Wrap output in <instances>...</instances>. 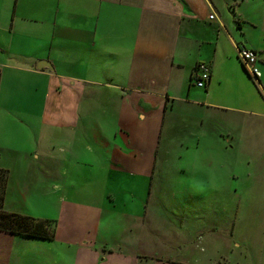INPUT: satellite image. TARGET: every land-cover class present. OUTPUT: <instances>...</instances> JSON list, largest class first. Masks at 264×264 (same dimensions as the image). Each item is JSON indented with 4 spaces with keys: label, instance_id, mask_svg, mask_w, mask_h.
<instances>
[{
    "label": "crops",
    "instance_id": "0c3cea01",
    "mask_svg": "<svg viewBox=\"0 0 264 264\" xmlns=\"http://www.w3.org/2000/svg\"><path fill=\"white\" fill-rule=\"evenodd\" d=\"M242 2L249 6L253 0ZM259 2L264 7V0ZM242 20L263 31L262 43L242 45ZM263 33L264 11L249 13L231 0H0V166L11 170L2 159L10 151L20 157L23 170L40 165L46 171L44 186L33 188L44 192L43 203L34 199L35 208L11 211L48 218L55 236L71 235L63 226L75 219H68V207L74 204L79 217L78 206L85 205L86 215L94 200L78 184H91L95 173L100 178L141 175L149 181L159 168L168 113L173 127L179 125L176 106L234 118L225 141L239 140L261 151ZM239 46L261 50L258 78L241 63ZM201 63L212 68L204 87L193 82ZM216 122L213 116L212 126ZM79 192L81 197L73 200ZM107 194L116 201L115 194ZM134 201L136 213L127 215L136 224L146 215V200L141 195ZM93 220L88 235L73 232L79 236L69 244L78 251L75 264H112L124 253L123 263L129 258L126 251L96 240L101 228L113 232L114 219ZM44 239L0 231V264L17 263V243ZM250 241L255 264H264V218L258 239Z\"/></svg>",
    "mask_w": 264,
    "mask_h": 264
},
{
    "label": "rangeland",
    "instance_id": "374dc122",
    "mask_svg": "<svg viewBox=\"0 0 264 264\" xmlns=\"http://www.w3.org/2000/svg\"><path fill=\"white\" fill-rule=\"evenodd\" d=\"M231 2L249 13L264 11V7L258 5L263 1L253 0L249 6L242 0ZM242 25L245 27L242 45L263 42L260 28L243 20ZM257 51L260 54L259 48ZM181 107L175 108L179 113L177 127L170 122V113L167 115L160 141L159 168L149 181L141 175L130 178L127 173H111L100 178V174L95 173L91 184L89 180L80 182V191L89 193L94 200L87 205L86 215H83L85 205L81 206L82 210L78 206L79 217L74 204L68 207V219L71 216L75 219L71 218V223L63 226L71 229L72 234H62L60 238L56 235L40 243H17L14 246L16 264H75L78 251L69 244L75 243L71 242L76 239L73 237L79 236H74L73 232L88 235V227L98 216L112 217L116 228L111 234L101 228L97 243L105 239L114 250L126 251L129 258L125 259L131 260V264H255L252 252L255 248L250 240L258 239L264 218V148L260 151L249 143L243 146L239 140L227 143V128L231 122H237L234 118L203 113V109L197 114L190 107ZM213 116L217 122L212 126ZM5 152L4 164H11L5 208L29 210L34 199L43 203L44 192L33 188L39 184L44 186L45 168L35 165L25 171L18 165L21 162L17 153ZM51 173L56 176L57 170ZM242 184V190L236 192ZM257 185L261 192L255 196ZM108 190L116 195V201L110 199ZM82 193L73 200L79 199ZM141 195L146 200L143 207L146 215L135 224L127 214L136 213L138 207H134V200ZM25 204L28 205L25 207ZM103 231L105 234H101ZM121 241L126 243L118 246ZM121 254L114 257L112 264L127 262L125 259L120 262L124 258Z\"/></svg>",
    "mask_w": 264,
    "mask_h": 264
},
{
    "label": "trees",
    "instance_id": "16d2710c",
    "mask_svg": "<svg viewBox=\"0 0 264 264\" xmlns=\"http://www.w3.org/2000/svg\"><path fill=\"white\" fill-rule=\"evenodd\" d=\"M9 180L8 169L0 167V231L32 236L33 238H55V224L48 218L17 213L5 208Z\"/></svg>",
    "mask_w": 264,
    "mask_h": 264
},
{
    "label": "built area",
    "instance_id": "2783aa9c",
    "mask_svg": "<svg viewBox=\"0 0 264 264\" xmlns=\"http://www.w3.org/2000/svg\"><path fill=\"white\" fill-rule=\"evenodd\" d=\"M210 17L214 18L215 15L210 13ZM238 54L241 63L253 77L258 78V76H261V71L258 67L259 54L257 50L239 46ZM211 75V66L208 63H201L193 74V82L198 87H204L210 81Z\"/></svg>",
    "mask_w": 264,
    "mask_h": 264
},
{
    "label": "water",
    "instance_id": "95a60500",
    "mask_svg": "<svg viewBox=\"0 0 264 264\" xmlns=\"http://www.w3.org/2000/svg\"><path fill=\"white\" fill-rule=\"evenodd\" d=\"M39 67H41L40 65H38Z\"/></svg>",
    "mask_w": 264,
    "mask_h": 264
}]
</instances>
